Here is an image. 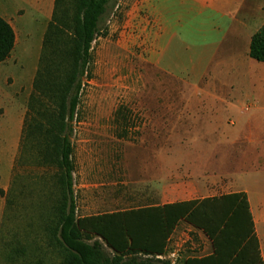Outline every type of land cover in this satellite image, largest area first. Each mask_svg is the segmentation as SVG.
Returning <instances> with one entry per match:
<instances>
[{
	"label": "rangeland",
	"instance_id": "374dc122",
	"mask_svg": "<svg viewBox=\"0 0 264 264\" xmlns=\"http://www.w3.org/2000/svg\"><path fill=\"white\" fill-rule=\"evenodd\" d=\"M158 30L156 2L113 0L91 45L90 64L71 122L73 201L78 217L178 201L182 190L197 195L185 182L192 181L198 170L206 173V159L185 146L199 142L194 127L202 121L186 113L190 108L194 115L205 110L197 98L207 78L191 88L186 77L160 70ZM32 83L8 80L7 86H0V113L24 114ZM119 108L126 120L115 117ZM43 134V128L34 129L38 141L43 142ZM238 149L240 145L234 147L232 162H226L223 170L240 181L244 171L234 162L241 157ZM18 152L14 159L0 152V183L5 181L4 189L0 187V264H62L48 233L59 191L52 181L42 180L52 171L15 166ZM23 161L31 162V154ZM255 161L247 169L260 175L264 184V158ZM234 183L230 177L216 179L212 195L235 192ZM89 242L98 243L113 258L99 239L89 238ZM211 251L200 231L180 222L161 258L134 255L112 264H171V253L176 255L175 264H182L186 258Z\"/></svg>",
	"mask_w": 264,
	"mask_h": 264
},
{
	"label": "trees",
	"instance_id": "16d2710c",
	"mask_svg": "<svg viewBox=\"0 0 264 264\" xmlns=\"http://www.w3.org/2000/svg\"><path fill=\"white\" fill-rule=\"evenodd\" d=\"M113 0H54L38 67L27 100L15 166L52 171L42 180L59 191L48 223L50 239L62 264L120 263L126 256L163 255L180 222L200 231L211 253L186 258L182 264H263L247 195L234 192L219 197L149 204L135 209L78 217L73 201L71 122L78 95L90 64L91 45ZM14 47V32L0 17V63ZM249 57L264 64V25L249 44ZM119 108L116 118L126 120ZM43 128V142L34 129ZM32 161H23L26 154ZM89 238L99 239L113 258Z\"/></svg>",
	"mask_w": 264,
	"mask_h": 264
},
{
	"label": "crops",
	"instance_id": "0c3cea01",
	"mask_svg": "<svg viewBox=\"0 0 264 264\" xmlns=\"http://www.w3.org/2000/svg\"><path fill=\"white\" fill-rule=\"evenodd\" d=\"M153 1L159 28L155 64L174 77H186L191 88L207 78L197 98L205 110L194 115L190 108L186 113L202 121L194 127L200 139L185 146L205 155L206 173L198 170L192 181L185 182L197 195L182 190L178 201L160 206L212 198L216 179L230 177L237 185L235 192L247 195L264 264V184L260 175L247 169L264 158V64L248 55L252 35L264 25V0ZM53 8L54 0H0V17L14 32L10 56L0 63V86H7L8 80L22 84L34 79ZM25 114L26 110L22 115L0 113V152L10 153L12 159L18 152ZM239 145L241 157L234 162L244 171L240 181L223 170Z\"/></svg>",
	"mask_w": 264,
	"mask_h": 264
},
{
	"label": "built area",
	"instance_id": "2783aa9c",
	"mask_svg": "<svg viewBox=\"0 0 264 264\" xmlns=\"http://www.w3.org/2000/svg\"><path fill=\"white\" fill-rule=\"evenodd\" d=\"M161 256H162V255L157 256V257H158V258H161ZM175 261H176V255H175V253H171V254H170V262H171V264H175Z\"/></svg>",
	"mask_w": 264,
	"mask_h": 264
}]
</instances>
